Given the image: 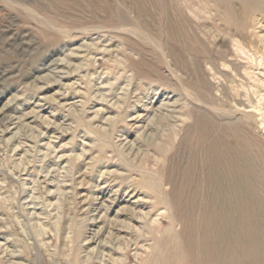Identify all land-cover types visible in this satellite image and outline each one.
Wrapping results in <instances>:
<instances>
[{
  "label": "rangeland",
  "instance_id": "rangeland-1",
  "mask_svg": "<svg viewBox=\"0 0 264 264\" xmlns=\"http://www.w3.org/2000/svg\"><path fill=\"white\" fill-rule=\"evenodd\" d=\"M215 1L0 0V264H208L220 212L232 259L202 173L240 143L264 198V0Z\"/></svg>",
  "mask_w": 264,
  "mask_h": 264
},
{
  "label": "bare ground",
  "instance_id": "bare-ground-1",
  "mask_svg": "<svg viewBox=\"0 0 264 264\" xmlns=\"http://www.w3.org/2000/svg\"><path fill=\"white\" fill-rule=\"evenodd\" d=\"M189 1H191V0H189ZM164 4H163V7L165 8L166 6H164ZM175 4H177V3H175ZM205 5H206V3L204 4V6ZM214 5L220 6V4L217 3V0L214 2ZM194 6H196V5H194ZM196 8H198V7H196ZM199 10H202V9H199ZM207 11H205V12H207ZM229 12H230V10H229ZM186 14H184V15H186ZM163 15L164 14H162V16ZM195 15H197V14H195ZM234 18H236V20H238L237 19L238 17H234ZM228 20H230V19H228ZM164 21L165 20H163L162 23ZM239 24L240 23H238V27L240 26ZM164 26H162V27H164ZM179 26H181V25H179ZM185 28H187V27H185ZM174 29L170 28V31H171L170 33H171L172 36L173 35L175 36V34L178 33ZM185 33H186V31H185ZM181 39H183V38L181 37ZM183 44H184V42H183ZM184 48H182V49H184ZM175 52L181 53L182 51L179 49V52H178V50L175 51ZM185 53H186V51H185ZM176 55H178V54H176ZM232 125H233L232 135L235 136V137L236 136H239L240 135L239 133L242 132L241 128L237 124H232ZM216 140H218V141H215L214 144L210 145V148H208V151H207V152H210L209 158H210L211 164L209 165L208 161L205 160L207 166H205L204 172L202 174L204 176H206L207 175L206 173H209L208 176H211V184H212V187H216V190H218V191H223L224 190L225 191V194H228L229 195L231 204L235 207V210L238 209V211L240 212V215L241 216H239V220H240L239 223H240V226H243V229L241 230L240 227H238V228L235 227L233 230L230 231L231 237L233 236L232 237L233 238L232 241L227 236L224 237L225 246L227 245L229 247V252H232L231 255L228 256V257H231L233 255L232 259L230 258V260L227 261V257H225L226 256L225 251H223V250H216V252H212L211 242H210V236H212V235L213 236H218L219 232L224 229L223 226H224V223L226 221V219L223 218V216H222V214H224V213L223 212H220L219 213V218L216 221H214L215 222V225L214 226L217 229H215V231H213L212 229H210L211 227L209 228L207 226L209 229H207V232L205 233V235H207L208 238L205 236L206 237V240L204 241V243L202 245H205V247L206 246L207 247L209 246V247L206 248V251H205L204 254L206 256V259H207L208 264H225L226 262H228V264H245V263L250 264L251 263L250 260H247V262H245V260H246L245 257L246 256H249L251 254H253V255H255V257H257V261L255 260L256 262L254 261V264H262L260 260H264V246H262L261 243H260V235L264 233V222H263L264 217H263V214H262V211L264 212V198H262L260 200L254 194V192H256V187H260L261 178L259 176L260 175V173H259L260 172L259 166H258V164L257 165H254L253 164L254 162L251 160V158L248 159V158L245 157L246 155L242 151L243 149L240 148V145H241L240 143H237V146L234 145L235 147L234 146L231 147L229 145L226 147V145L224 144L225 147H226V148H224V145H223L224 142L222 143L221 142V139L218 138V136H217ZM232 152L236 153V155L235 156H232L231 155ZM204 176H201L199 181L200 182H204V184H205L206 177H204ZM189 179H191V178H189ZM252 193L254 195H251ZM248 197L251 200H249ZM210 208L211 209L208 210L207 217H206V223L208 225H209V222L212 221L211 218H212L213 213L215 212V209H214V212H213L212 211L213 208L212 207H210ZM208 217L210 218L209 220H207ZM192 262H193V264H198L199 263L198 261H192ZM204 264H206V263H204Z\"/></svg>",
  "mask_w": 264,
  "mask_h": 264
}]
</instances>
